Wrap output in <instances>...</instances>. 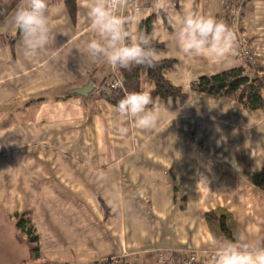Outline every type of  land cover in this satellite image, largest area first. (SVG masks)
Wrapping results in <instances>:
<instances>
[{
  "label": "crops",
  "instance_id": "crops-1",
  "mask_svg": "<svg viewBox=\"0 0 264 264\" xmlns=\"http://www.w3.org/2000/svg\"><path fill=\"white\" fill-rule=\"evenodd\" d=\"M47 3L54 39L35 57L24 56L21 39L12 41L16 8L0 22V113L21 114L0 123V264H168L161 253L175 264L190 253L212 264L210 253L227 240L221 216L233 239L264 243V110L190 90L245 62L236 53L220 63L188 57L176 40L188 12L218 19L217 4L145 0L154 12L128 25L135 34L154 16L159 61L175 62L164 76L190 94L185 103L156 100L158 126L140 130L109 104L90 115L80 99L115 73L87 51L96 35L89 0H77L73 15L65 0ZM124 15L133 16L127 7ZM232 30L247 38L250 64L264 73V0L247 4ZM89 86L87 96L74 94ZM153 88L144 72L142 89ZM20 228L35 229L41 260H32Z\"/></svg>",
  "mask_w": 264,
  "mask_h": 264
},
{
  "label": "clouds",
  "instance_id": "clouds-1",
  "mask_svg": "<svg viewBox=\"0 0 264 264\" xmlns=\"http://www.w3.org/2000/svg\"><path fill=\"white\" fill-rule=\"evenodd\" d=\"M127 0H89L87 15L95 38L86 47L93 62H104L114 69L134 66L154 67L162 53L152 46V36L144 31L133 34L128 25L139 15L121 14ZM12 23L21 34L25 57H35L51 42L52 29L47 0H19ZM180 51L188 57H204L211 62H224L235 55L237 36L222 19L198 12H188L176 34ZM121 117L132 120L140 130L158 126L161 106L149 90L133 91L122 97L115 106ZM128 129L121 127L119 134ZM225 162H228L227 160ZM105 174L99 173L103 179ZM212 264H264V243L248 241L243 235L224 240L216 248Z\"/></svg>",
  "mask_w": 264,
  "mask_h": 264
},
{
  "label": "trees",
  "instance_id": "trees-1",
  "mask_svg": "<svg viewBox=\"0 0 264 264\" xmlns=\"http://www.w3.org/2000/svg\"><path fill=\"white\" fill-rule=\"evenodd\" d=\"M77 0H65V4L69 12L73 15L76 11ZM19 0H0V22H2L10 12L16 8ZM154 16L146 18L139 25V31L151 34L152 46L157 50H161L164 46L153 38ZM21 39L18 30L13 38V43ZM245 65L225 71L211 77H201L192 83L190 90L196 93H202L221 99L235 101L241 110L253 112L264 110V73L256 69L253 76L250 73L254 70L249 61H244ZM174 61H159L154 67L134 66L131 69H115L116 76L122 82V88L116 91L119 95L116 100L108 98L113 105H117L118 101L126 94L133 91H141L142 78L145 72L146 78L154 85L151 95L153 99L164 102L175 101L185 103L188 101L190 94L183 89L174 86L168 81L164 72L174 65ZM264 185V176L260 181V186ZM210 218H216L213 213L208 215ZM221 232L227 240H232V233L226 223L225 216L218 218ZM20 232L27 235V243L29 245L32 260L39 261L42 256L40 253L39 239L34 228H20ZM26 264V263H25Z\"/></svg>",
  "mask_w": 264,
  "mask_h": 264
},
{
  "label": "built area",
  "instance_id": "built-area-1",
  "mask_svg": "<svg viewBox=\"0 0 264 264\" xmlns=\"http://www.w3.org/2000/svg\"><path fill=\"white\" fill-rule=\"evenodd\" d=\"M145 0H127L125 6L121 8V14L124 15L125 7L128 8L129 12L135 16L136 10L139 9L138 16H150L154 12V6L145 5ZM217 4L220 10V17L218 19L224 20L232 29L236 30L239 26L240 15L242 9L249 3L256 2L257 0H211ZM236 56L243 61H249L254 65V54L251 50L249 41L245 37H239L236 43L235 49ZM252 73V72H251ZM112 90H119L122 88V82L113 81L109 85ZM214 255H210L212 260ZM159 259L162 263L175 264L172 258H168L166 255L161 253ZM105 264H122L120 258H111L104 262ZM207 261L199 260L195 253H190L181 260V264H206Z\"/></svg>",
  "mask_w": 264,
  "mask_h": 264
},
{
  "label": "rangeland",
  "instance_id": "rangeland-1",
  "mask_svg": "<svg viewBox=\"0 0 264 264\" xmlns=\"http://www.w3.org/2000/svg\"><path fill=\"white\" fill-rule=\"evenodd\" d=\"M254 3V2H253ZM11 41V39H10ZM253 69V68H251ZM254 74H256V71L255 69L252 71V73H250L251 76H253ZM119 81L120 79L116 76V74L114 73L113 75V78H112V81L110 82H107L104 87L101 86L102 88H100L99 90H92V92L90 93L89 97L87 99H84V98H80L84 107L86 108L87 112L90 114V115H94L95 113L97 112H100L102 111L103 109V106L105 104H109V105H112L115 107V105H113L110 101H108V98L110 99H113V100H116L118 98L119 95H116V91L118 90H112L109 85L111 84V82L113 81ZM121 81V80H120ZM151 92V91H150ZM180 103V102H178ZM14 112V110H12ZM2 113H0V123H6V122H11V121H14L15 118L16 119H20V115L19 114H16L14 115L13 117H8L7 115H5L4 117L1 116ZM214 214V213H213ZM215 252H211L210 255H214ZM209 255V256H210ZM210 259V257H208ZM211 260V259H210ZM122 261V259H121ZM37 262V261H36ZM26 264H29V263H26ZM36 264V263H35ZM105 264V263H104ZM123 264V262H122Z\"/></svg>",
  "mask_w": 264,
  "mask_h": 264
},
{
  "label": "water",
  "instance_id": "water-1",
  "mask_svg": "<svg viewBox=\"0 0 264 264\" xmlns=\"http://www.w3.org/2000/svg\"><path fill=\"white\" fill-rule=\"evenodd\" d=\"M92 86H89L83 90H78L75 91L74 94H78V95H83V96H87L88 95V91L91 89Z\"/></svg>",
  "mask_w": 264,
  "mask_h": 264
}]
</instances>
